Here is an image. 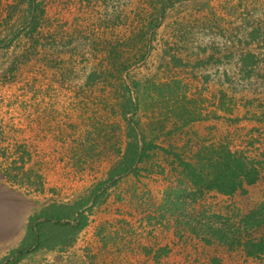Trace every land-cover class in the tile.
Here are the masks:
<instances>
[{
  "label": "rangeland",
  "instance_id": "obj_1",
  "mask_svg": "<svg viewBox=\"0 0 264 264\" xmlns=\"http://www.w3.org/2000/svg\"><path fill=\"white\" fill-rule=\"evenodd\" d=\"M141 3L0 0V264H264V253L249 256L246 249L247 242L264 238V218L249 227L264 202V164L245 194L186 198L185 212L204 225L193 234L187 230L185 240L161 219L170 207L167 193L195 190L177 173V155L192 162L203 147L223 143L252 160L264 156V35L246 45L255 26L264 32V0H170L154 39L144 42L145 55L127 72V85L130 79L143 85L160 82L156 76L165 83L178 79L201 119L218 111L223 90L233 98L229 89L236 85L260 87L262 101L256 108L232 105L240 123L209 119L171 134V114L156 97L154 104L144 95L137 119L148 139H159L155 159L144 165L150 172L138 180L114 179L108 200L91 207L93 190L107 179L119 145H125L120 100L105 81L111 69L106 52L110 42L123 41L132 30L138 37L148 20L137 16ZM36 20L46 41H40L38 54H29L24 29ZM248 51L262 61L258 80L239 75V56ZM125 52L120 50L121 60ZM172 55L180 66H171ZM167 65L172 73L164 71ZM64 211L72 212L70 226L81 224L77 233L65 217H59L64 227L56 223ZM211 231L225 233V239L205 244ZM164 248L167 254L155 256Z\"/></svg>",
  "mask_w": 264,
  "mask_h": 264
},
{
  "label": "trees",
  "instance_id": "obj_2",
  "mask_svg": "<svg viewBox=\"0 0 264 264\" xmlns=\"http://www.w3.org/2000/svg\"><path fill=\"white\" fill-rule=\"evenodd\" d=\"M156 1L157 3H155L154 0H142L141 8L139 7L136 9V11H138L137 16L142 17L143 21L146 17L149 20H147V23L145 24L146 26L143 25L139 30L138 37H134L132 35V33H134L132 30L129 33L128 38L124 36L123 41L117 40L116 43L110 42L111 44L109 45L106 52L108 63L110 61L111 64V69L108 70L105 81L112 83V87L115 88L114 93L118 95L117 99L120 100L117 105L119 115L126 126L124 131L125 145L122 147V149L121 145H119L117 151L119 154L118 160H116V164L114 165L110 163V171L107 174V179L97 185V187L93 190L92 195L94 194L96 196H94L95 199L92 201L91 207L102 205L106 202V200H108V191L111 187L110 185L111 183H116V180L114 179L121 180L125 176L132 175V177L138 180L142 174H148L150 172V170L147 172V168H144V165L147 166L148 164H152L153 159H155V150L158 149L157 141L159 139L158 136H153V138L148 139L141 128V124L138 120L139 118L137 119L141 107L144 109V95L145 100L152 101L154 104L155 102L151 98L153 96L156 97L157 102L160 103V106H164L167 110V113L171 114L170 118L174 125L173 130L170 131L171 134L174 131L186 129V127H188L193 122L205 121L209 119L219 121L225 119V122L228 125L240 123V117L232 116V105L235 106L236 102L239 104L246 103L249 106L256 108L257 104H260L262 101L260 98V95L262 94L260 87L252 88L247 86V84L236 85L229 89L235 100H233V98L228 99V93L226 90H223L220 92L219 97L217 96L218 98L214 107L218 108V111H214L213 116L204 115L203 119H201L200 116L198 118L194 116L195 111L197 110L196 102L193 99L187 98V89L185 88L186 86H183V83H181V81L178 79H172L170 82L165 83L161 82L164 80V78L160 80L161 78L156 76V79L160 82L150 83V81H148L144 85L130 79V84L127 85V72L133 67V65L140 61L143 55H145L143 50L145 49L144 42L147 41V45H149L152 39H154L156 31L153 32V30L154 28H157V21L164 19L166 7L170 2V0ZM14 9L15 8H13V10ZM44 12L45 7L41 9V17L44 16ZM42 28L43 24L41 21L36 20L35 22L30 23L27 28L24 29L26 30L25 39L27 42L24 49L25 52L32 54L33 52H37V50L42 48L40 41H46L40 32ZM261 35H264V32L255 26L252 32L249 33L251 40L249 42L247 41L246 45L259 41L258 37ZM52 37L53 35L51 38ZM116 48H118L119 51ZM131 48L136 52L131 53ZM125 49L129 55L126 57L124 56V60H121L123 57L122 53H120V50L124 51ZM170 61L171 66L172 64H175V66L181 65V61L175 58L173 55L171 56ZM239 61L241 63L239 74L240 77L245 78L246 80H258L257 78L262 77L260 71H258V67L261 65L260 62L262 61L258 59L256 54H253L251 51L243 52L239 56ZM166 70L172 73V71L169 70L168 65L164 71ZM160 71L163 72V70ZM143 86L144 88L141 92V87ZM220 112L223 115L230 114V121L227 117L225 118L222 116V114L216 116V113ZM260 114L261 117L264 116V111ZM260 114H252V118L257 119ZM242 151L243 150L238 152L222 143L217 146L209 145L203 147L202 150L194 157V161L192 162H183L180 159V156L177 155L178 165L182 167V170L177 173L180 177H182V179L185 178L188 182H190L191 186L195 187L193 188L195 190L194 192L193 190L192 192L190 191L192 193H190L191 195L186 194L184 189L183 191L182 189L174 190L171 195L170 193H167L165 200H167L166 202L170 204V207L168 208L169 210H164L161 215V219L166 220L169 229L176 230V235L179 236L180 239H186L185 234L187 230H190L192 233V229L201 228L204 225V223H199L198 221L191 218L192 216L190 214L185 212L184 208L186 205V198H190L192 202H196L198 199H201L208 193L212 192L220 196L232 197L237 193L245 194L247 192V188L257 184L261 174L260 169L264 164V156L261 160L256 161L250 159L248 154L245 155V153ZM38 179L41 178L38 177ZM99 191H101L100 194H98ZM79 210L80 209H78L76 213ZM71 213V211L59 212L58 216H55V218L57 219L59 217H65L64 221L67 222L66 226L70 227L74 233H77L81 229V224L75 223V225L70 226L72 224V221L69 218V215L72 216ZM253 214H257L258 218L256 215H254V221L249 225V227L260 226L261 222H263L262 219L264 218V202ZM199 216H201V214ZM78 217L80 220L83 219L82 215H79ZM210 218L212 219L211 216ZM60 219L62 218H59V221L56 223L64 227ZM249 220L251 219L247 218V221ZM209 222H211V220H209ZM193 223L200 226H192ZM216 234L217 233L214 231H211L210 239L212 240L208 239L203 242L205 244H210V241H217V238L218 241L225 239V233L218 235ZM57 244L58 242L53 245L55 246ZM50 248L51 246H48V249ZM246 249L249 256L263 254L264 238H260L256 242H247ZM24 252H26V250L21 251L20 253L23 254ZM164 253L167 254V248H164V250L158 249L155 256H164Z\"/></svg>",
  "mask_w": 264,
  "mask_h": 264
}]
</instances>
